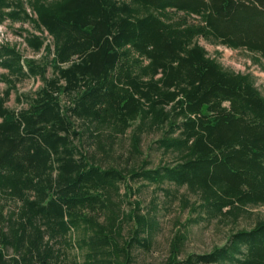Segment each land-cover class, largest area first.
<instances>
[{
    "label": "trees",
    "instance_id": "16d2710c",
    "mask_svg": "<svg viewBox=\"0 0 264 264\" xmlns=\"http://www.w3.org/2000/svg\"><path fill=\"white\" fill-rule=\"evenodd\" d=\"M5 20L31 22L53 41L26 37L46 50L43 63L0 48L9 72L0 95V264H58L56 238L86 249L88 264H120L135 242L150 249L156 217L124 212L114 198L133 180L186 185L211 216L264 204V94L252 74L226 69L199 42L264 62V0H0ZM10 75L42 80L17 96L20 109L7 104ZM130 129L129 156L142 153L145 130L157 129L175 163L103 167L82 150L86 131L108 152ZM126 221L135 227L121 244ZM183 238L164 264H264V219L210 253L179 259Z\"/></svg>",
    "mask_w": 264,
    "mask_h": 264
},
{
    "label": "rangeland",
    "instance_id": "374dc122",
    "mask_svg": "<svg viewBox=\"0 0 264 264\" xmlns=\"http://www.w3.org/2000/svg\"><path fill=\"white\" fill-rule=\"evenodd\" d=\"M28 1L24 0L25 3ZM182 15L183 13H178L176 17ZM192 17L189 18L190 22L193 21ZM31 34L42 36L47 43L53 41L47 32L42 33L37 30L31 22L11 20L0 22V48L5 45L15 47L25 59H35L38 63H43L48 59V54L45 49L35 51L28 45L26 37ZM199 42L206 47L210 56L218 59L226 69L252 74L256 85L264 94V62H256L255 54L244 48L233 49L221 44L210 43L202 38L199 39ZM4 74H9V72L0 67V95L7 88L3 78ZM51 74L52 71L49 68L48 76ZM10 77L15 79L16 88L12 91L7 104L13 109H20L26 103L24 100L18 102L17 96L33 93L42 85V80L39 77L24 79H18L14 75H10ZM77 123L80 129H85L86 125H83L82 122L78 121ZM132 134L133 130L130 129L125 134L117 135L113 146L108 152H105L98 147L95 149L94 140L96 138L86 131L81 147L85 152L95 153L96 162L103 167L115 166L129 169L134 164L143 165L145 161H148L147 168H156L159 165L175 163L177 153L166 152L159 147L157 140L161 137V131L157 129L145 130L142 134V153L129 156ZM114 198L121 203L124 212L136 209L138 213L154 216L157 220L150 249H145L135 242V245L130 248L129 256L121 254L119 258L114 255L115 258H119L120 264H164L172 253L174 241L179 236L184 237L179 259H185L193 253H210L215 248L225 245L233 232L252 229L257 220L264 219V204L248 205L239 217L232 215L211 216L204 208L200 207L202 200L198 191H193L186 185L179 186L168 180L162 183L133 180L129 182L128 187L123 185L120 194H115ZM137 202H139V208ZM100 217V220H103L105 213L100 211ZM123 227L121 244L131 240L135 224L126 221ZM144 236L142 233L141 237ZM56 240L55 249L58 254V264H88L86 263V249H77L74 245L70 246L66 242H61L59 238ZM6 254L11 256L14 253L12 249H8ZM90 264L100 263L92 261ZM114 264L118 263L114 262Z\"/></svg>",
    "mask_w": 264,
    "mask_h": 264
}]
</instances>
